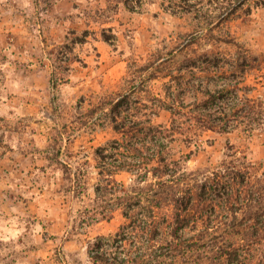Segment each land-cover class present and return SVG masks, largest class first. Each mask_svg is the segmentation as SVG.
I'll return each mask as SVG.
<instances>
[{
	"label": "rangeland",
	"instance_id": "obj_1",
	"mask_svg": "<svg viewBox=\"0 0 264 264\" xmlns=\"http://www.w3.org/2000/svg\"><path fill=\"white\" fill-rule=\"evenodd\" d=\"M45 4L0 0V264H125L98 257H123L129 249L114 241L127 222L119 190L135 194L155 180L141 181L134 168L117 169V155L104 168L113 175L100 173V151H124L110 149L122 134L100 105L125 94L132 118L166 126L172 117L163 104L203 99L207 89H224L220 95L240 105L244 97L255 99L261 118L253 126L198 129L184 140L186 128L176 131L174 143L176 157L194 151L182 185L237 158L249 170L253 211L264 210V8L220 16V0L202 3L206 15L173 11L181 0H142L141 10L128 9L124 0ZM84 32L86 40L73 43ZM240 206L239 218L251 210ZM257 219L252 228L211 231L218 244L229 240L244 256L264 258L263 215ZM171 238L135 247L133 256H145L127 264H220L204 250L186 262L165 244Z\"/></svg>",
	"mask_w": 264,
	"mask_h": 264
},
{
	"label": "trees",
	"instance_id": "obj_2",
	"mask_svg": "<svg viewBox=\"0 0 264 264\" xmlns=\"http://www.w3.org/2000/svg\"><path fill=\"white\" fill-rule=\"evenodd\" d=\"M39 1L41 0H36L37 4ZM44 1L45 9H48L54 0ZM127 1L129 0H124L128 9L141 10L142 0L139 2L135 0L136 3L134 0H130L134 8L129 6ZM181 1H184V4L178 6L179 10L174 9L173 11L206 15L202 12V3L207 1L212 5L215 0ZM220 1L221 4L218 6V15L220 16L224 14L231 16L239 11L250 14L254 9L264 8V0ZM207 13L211 14L210 11ZM203 18L207 19V17ZM103 37L105 40L113 42L105 30ZM86 38L87 34L84 32L81 36H75L73 43L83 42ZM223 91L224 89H207L203 92L205 95L203 99L196 98L188 104L183 102L180 104L177 101L163 104L171 110L172 118L169 126L152 124L150 118L142 119L135 115L136 119L132 118L133 116L129 114L130 107L126 106L125 108L123 103L125 98H129L128 94L113 98L100 105L105 118L109 119L114 128L122 134V140L110 146V149L121 151V148H124L123 153L119 152V154L99 152V165L103 167L100 173L107 171V175H113L114 170L109 167L104 168L107 161H111V158L117 155V158L113 159L119 161H116L117 169L134 168L139 173L141 171V181H147V177L150 175L155 180L144 186L139 185L135 194L119 190L117 199L123 205V214L127 222L115 235L114 241H116L117 247L128 245L129 249L124 250L125 248H123V257L117 252H113L114 255H111L112 253L106 255L103 252L101 254L106 256L98 257H102L105 261H108L107 258H112L116 263L127 264L132 261L137 263L145 255L138 251L133 256L132 252L135 247L140 250L148 241L158 242L163 236L170 235L172 238L166 239L165 244H168L167 247L170 250L182 253L186 262L204 250L213 252L220 264H244L246 259L250 260V264H252L255 258L259 262L258 264H264L263 256L262 258L256 255L244 256V250L242 251L239 247H231L228 244L229 240L218 244L215 240L217 236H214L215 233L211 231L213 228H252L251 220L258 221L257 218L262 215L261 223L264 225L262 207L259 206L255 211L252 209L254 198L250 197L253 194L249 193L250 175L247 167L238 166L240 161L237 158L225 160L223 169L205 174L196 183L181 184V180L186 175L184 165L194 154V151L191 150L176 157L174 142L177 130L187 128L188 134L181 133L185 135L184 140H191L194 133L197 135L198 129L230 132L240 126L251 127L261 118V113L255 110V99L244 97L243 100L241 99L240 105L239 99H237L238 103H232L223 97V94L220 95ZM237 98L239 97L237 96ZM129 101L132 100L129 98ZM135 102L137 103V101ZM123 112H128V114L123 115ZM108 181L112 182L113 180ZM105 190L108 191L107 187ZM102 192V187L98 185L96 193L101 194ZM145 200L147 202H144ZM238 203L241 208L251 207V210L241 218L237 215L236 206ZM186 228H190L193 235L185 237ZM254 228H260V226ZM100 246L101 244H98L95 247L97 249ZM98 253L100 252H97L96 255Z\"/></svg>",
	"mask_w": 264,
	"mask_h": 264
}]
</instances>
